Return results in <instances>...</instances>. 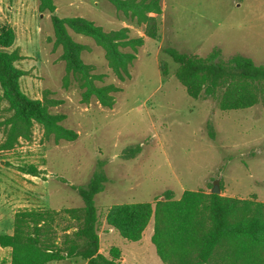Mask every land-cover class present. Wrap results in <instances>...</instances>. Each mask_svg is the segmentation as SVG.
Instances as JSON below:
<instances>
[{
  "label": "rangeland",
  "instance_id": "obj_1",
  "mask_svg": "<svg viewBox=\"0 0 264 264\" xmlns=\"http://www.w3.org/2000/svg\"><path fill=\"white\" fill-rule=\"evenodd\" d=\"M54 3L59 17L81 16L105 31L127 27L130 37L141 36L144 43L137 49L130 78L120 82L104 51L90 38L70 32L76 42L88 46L81 58L103 77L96 84L121 89L111 109L95 99L82 103L76 84L63 87L61 49L53 45L50 18L39 13L38 0H0V25L14 30L12 48L22 56L15 64L25 72L19 80L21 91L31 99L48 92L59 101L50 111L64 114L63 125L78 134L74 141L55 143L34 124L29 139L0 151V233L11 232L13 215L20 209L82 207L77 189L96 174L105 177L102 191L94 196L101 213L99 234L109 229L103 222L109 207L153 202L167 190L175 199L184 190L202 189L237 198L255 195L264 202L262 106L221 111L216 100L189 97L174 77L178 65L164 52L174 48L203 57L219 49L222 59L239 54L264 65V0H160L162 13L153 15L156 39L144 36L143 26L106 0ZM161 63L167 76L161 75ZM6 107L0 101V121L8 114ZM3 137L0 126V142ZM23 165H33L40 174L22 173L18 167ZM58 223L72 225L65 214ZM152 225L150 220L138 242L102 235L100 247L108 252L116 246L121 264H163L150 241ZM8 260L9 249L0 247V264Z\"/></svg>",
  "mask_w": 264,
  "mask_h": 264
},
{
  "label": "trees",
  "instance_id": "obj_2",
  "mask_svg": "<svg viewBox=\"0 0 264 264\" xmlns=\"http://www.w3.org/2000/svg\"><path fill=\"white\" fill-rule=\"evenodd\" d=\"M106 1L143 26L144 36L156 39L158 26L153 15L162 13L160 0ZM55 10L54 0H38L39 13L49 15L53 45L61 49L63 87L73 82L82 103L95 99L103 108L111 109L121 89L113 84H96L103 77L94 74L93 65L81 58L89 48L76 42L70 32L93 40L104 51L108 67L120 82L130 78L129 70L143 38L130 37L127 27L105 31L87 18L59 17ZM14 40V30L0 25V101L8 112L0 121L4 133L0 151L14 148L19 139H29L34 124L41 127L44 138H52L55 143L76 140L78 134L63 125L65 115L50 111L59 101L49 97L48 92L41 99H31L21 91L19 80L25 72L15 65L22 56L12 48ZM164 52L178 65L174 77L189 97L216 100L221 111L260 104L264 112V65H256L239 54L222 59L219 49L203 57L174 48H165ZM159 69L162 76L168 75L164 63ZM209 135L213 137V132ZM18 168L31 176L40 174L33 165ZM104 181L103 175L96 174L85 188L77 189L83 202L80 208L16 211L11 232L0 233V247L9 249V260L1 264H49L72 259L85 264H121V252L116 246L110 247L107 254L99 252L102 222L94 196L102 191ZM61 214L72 225L60 227ZM150 220V241L163 264H264V202L255 195L237 198L198 189L184 190L175 199L173 191L167 190L153 202L115 204L103 217L107 228L129 242L140 241Z\"/></svg>",
  "mask_w": 264,
  "mask_h": 264
},
{
  "label": "crops",
  "instance_id": "obj_3",
  "mask_svg": "<svg viewBox=\"0 0 264 264\" xmlns=\"http://www.w3.org/2000/svg\"><path fill=\"white\" fill-rule=\"evenodd\" d=\"M104 233H100L99 234V242H100V246H101V241H102V235L104 236V237H106V238H108V239H114V240H116V238L118 237V238H121L120 236H119V234L116 232V231H114V230H112V229H104V230H102ZM10 233V232H9ZM151 233H152V230H151ZM150 233V234H151ZM103 237V238H104ZM114 246V245H113ZM99 252L100 253H103V254H107V252L104 250V249H102L101 247H100V249H99ZM72 260H74V261H77V260H79V259H72ZM57 262H59V261H57ZM57 262H52V263H49V264H57ZM82 263L81 264H85L83 261H81Z\"/></svg>",
  "mask_w": 264,
  "mask_h": 264
},
{
  "label": "water",
  "instance_id": "obj_4",
  "mask_svg": "<svg viewBox=\"0 0 264 264\" xmlns=\"http://www.w3.org/2000/svg\"><path fill=\"white\" fill-rule=\"evenodd\" d=\"M214 191H218V190H214Z\"/></svg>",
  "mask_w": 264,
  "mask_h": 264
}]
</instances>
